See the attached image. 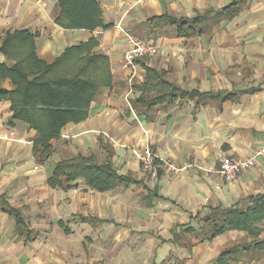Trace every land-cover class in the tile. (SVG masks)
I'll list each match as a JSON object with an SVG mask.
<instances>
[{"label": "crops", "instance_id": "crops-1", "mask_svg": "<svg viewBox=\"0 0 264 264\" xmlns=\"http://www.w3.org/2000/svg\"><path fill=\"white\" fill-rule=\"evenodd\" d=\"M96 1L112 25L104 32L57 26L58 0H0V47L8 32L33 31L38 56L52 64L93 37L113 75L89 118L65 127L45 162L33 154L37 132L11 123L12 104L0 98V264H218L229 252V264H264V222L257 238L210 237L223 210L264 195V156L233 182L218 174L221 159L264 149V0ZM163 16L171 19L152 20ZM134 37L158 55L126 70ZM145 67L197 95L143 107ZM4 89L11 82L0 79ZM145 144L177 171L166 166L150 179L134 154ZM80 155L111 161L128 181L108 193L82 179L69 191L51 188L55 167Z\"/></svg>", "mask_w": 264, "mask_h": 264}, {"label": "trees", "instance_id": "trees-1", "mask_svg": "<svg viewBox=\"0 0 264 264\" xmlns=\"http://www.w3.org/2000/svg\"><path fill=\"white\" fill-rule=\"evenodd\" d=\"M60 15L56 25L68 30L83 29L88 32L105 31L112 25L106 24L96 0H58ZM169 16L152 19L161 22ZM37 34L29 30L8 32L1 42L0 53L7 62L0 64V79L9 80L12 90H0L12 104V120L24 121L29 129L37 132L33 143V154L38 161L50 158L65 127L78 125L89 118L96 97L112 86L113 75L108 56L97 53V39L91 37L87 43L67 48L58 59L46 63L38 56ZM10 62V63H9ZM146 79L141 87L138 103L146 108L165 105L179 98H193L197 92L178 89L166 79L165 73L147 68ZM84 180L93 191L108 193L128 181L113 169L111 161L98 163L93 157L82 155L59 163L49 179L51 188L71 190ZM254 204L246 209L223 210L221 223L214 220L212 235L228 231L246 232L257 238L264 222V195L258 196ZM14 215L19 225H24L17 212ZM209 222V221H207ZM264 245V242L258 245ZM257 245V246H258ZM230 254H222L218 264H229Z\"/></svg>", "mask_w": 264, "mask_h": 264}, {"label": "built area", "instance_id": "built-area-1", "mask_svg": "<svg viewBox=\"0 0 264 264\" xmlns=\"http://www.w3.org/2000/svg\"><path fill=\"white\" fill-rule=\"evenodd\" d=\"M129 49L125 53L123 59V68L126 70H133L138 61L144 60L151 56L158 55V49L138 38H128ZM127 101L128 95L126 96ZM135 156L140 162L141 170L152 180L159 178L162 169L169 166L172 170L177 169L169 162H163L156 152L151 148L150 144H145L142 148L134 152ZM264 156V149H259L251 158L231 159L225 157L221 159L218 174L227 182L237 180L240 174L244 171L251 170L256 165V159Z\"/></svg>", "mask_w": 264, "mask_h": 264}, {"label": "rangeland", "instance_id": "rangeland-1", "mask_svg": "<svg viewBox=\"0 0 264 264\" xmlns=\"http://www.w3.org/2000/svg\"><path fill=\"white\" fill-rule=\"evenodd\" d=\"M150 178V177H149ZM151 179V178H150Z\"/></svg>", "mask_w": 264, "mask_h": 264}]
</instances>
